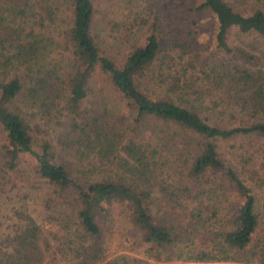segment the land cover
<instances>
[{"label": "trees", "instance_id": "16d2710c", "mask_svg": "<svg viewBox=\"0 0 264 264\" xmlns=\"http://www.w3.org/2000/svg\"><path fill=\"white\" fill-rule=\"evenodd\" d=\"M96 2L0 0V171L26 155L50 188L45 217L30 186L0 212V264H264V1L184 0L186 31ZM233 136L235 168L215 142ZM114 230L137 256H108Z\"/></svg>", "mask_w": 264, "mask_h": 264}, {"label": "rangeland", "instance_id": "374dc122", "mask_svg": "<svg viewBox=\"0 0 264 264\" xmlns=\"http://www.w3.org/2000/svg\"><path fill=\"white\" fill-rule=\"evenodd\" d=\"M264 0H228L233 6H235L238 10H250L254 8L255 5H260ZM154 4H159L161 8H166L168 11V15L172 18V22L176 23L175 25L182 30L186 31L188 29H192V27L188 24V17L193 18L195 16L189 15L188 12L184 11V8H187V4L184 0H97L95 7L103 10L104 8H110L114 10L116 13L117 18H123L126 10L131 8L132 10H136V8H141L147 10L150 6L154 7ZM112 10V11H113ZM122 12V13H121ZM123 15H118V14ZM195 14V13H194ZM201 17V15H198ZM198 16L196 18H198ZM161 21V20H160ZM101 36L103 40L110 46L113 44L114 40L112 39L111 35L107 31L101 32ZM234 38H240L239 34L233 33ZM252 39V36H247V40ZM102 40V43L104 42ZM114 45V44H113ZM114 52L113 57L118 62L121 58V54L123 49L112 50ZM91 87L93 88L94 92L97 93H104L107 97V94L111 96L116 95L115 91L111 89L109 86L105 76L100 71H96L92 78H91ZM108 98V97H107ZM21 104V103H20ZM22 106V104L20 105ZM52 131H48L47 138L49 141L53 142L52 138ZM1 134V133H0ZM252 142L258 141L261 142L264 138H252ZM235 143H245L247 140L241 136H233L228 137L225 139L216 140L217 149L219 152L220 157L232 167L235 168L233 165L234 157H231L227 154V144L230 142ZM3 142V137L0 135V143ZM251 142V143H252ZM70 159V157H67ZM2 174V178L0 179V212H7L6 210L11 205V201L20 199L21 201L25 200L28 201L30 195L26 194L25 188L30 186V189L33 190V199L31 202V207H33L36 211L39 212L40 217H45L49 215L50 210L43 208V198H45V193L50 191V188L45 186L44 183L39 180L37 175L32 171V169L28 165V156H24L23 160L18 164L17 169L15 172L12 171H0ZM33 186V188H32ZM252 189L256 192V203L257 208L260 211H264V181L260 182V187H255ZM257 186V185H256ZM125 220L119 221L118 224L120 227L125 225ZM129 229V226H126V231ZM125 234V233H124ZM57 235V230L51 225L45 226L39 235L38 243L40 246L43 244V240H48L52 245L56 243L55 236ZM128 241H123V235L116 233L114 230V234L112 235V242L111 244V253L108 256H113L116 254H128L132 256H137L138 253L133 249L134 247L129 246ZM229 264H242V263H235L232 261H228Z\"/></svg>", "mask_w": 264, "mask_h": 264}]
</instances>
